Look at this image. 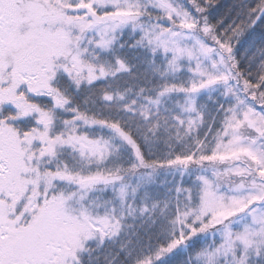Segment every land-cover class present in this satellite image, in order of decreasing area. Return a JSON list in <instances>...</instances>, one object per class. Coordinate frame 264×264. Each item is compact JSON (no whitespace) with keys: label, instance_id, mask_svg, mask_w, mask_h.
Wrapping results in <instances>:
<instances>
[{"label":"snow or ice","instance_id":"6c2138e0","mask_svg":"<svg viewBox=\"0 0 264 264\" xmlns=\"http://www.w3.org/2000/svg\"><path fill=\"white\" fill-rule=\"evenodd\" d=\"M0 264H264V0H0Z\"/></svg>","mask_w":264,"mask_h":264},{"label":"trees","instance_id":"16d2710c","mask_svg":"<svg viewBox=\"0 0 264 264\" xmlns=\"http://www.w3.org/2000/svg\"><path fill=\"white\" fill-rule=\"evenodd\" d=\"M221 2H222L223 4H228V3L231 2V0H221Z\"/></svg>","mask_w":264,"mask_h":264}]
</instances>
